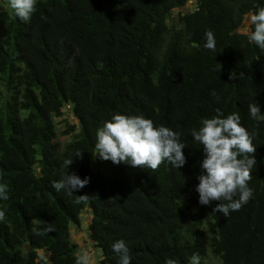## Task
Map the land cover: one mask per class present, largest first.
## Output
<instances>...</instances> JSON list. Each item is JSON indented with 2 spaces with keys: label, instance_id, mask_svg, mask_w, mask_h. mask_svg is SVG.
<instances>
[{
  "label": "trees",
  "instance_id": "obj_1",
  "mask_svg": "<svg viewBox=\"0 0 264 264\" xmlns=\"http://www.w3.org/2000/svg\"><path fill=\"white\" fill-rule=\"evenodd\" d=\"M188 1L37 0L25 23L0 0V184L9 197L0 199V264H82L68 239L82 209L99 264H118V240L131 264H189L194 253L200 264H264V121L248 111L257 103L264 115V51L248 40L254 26L238 32L264 0H193L183 11ZM208 30L215 51L203 47ZM64 108L77 124L59 144ZM216 109L239 113L256 147L253 196L228 216L195 191L203 145L191 131ZM115 114L180 132L186 164L152 171L99 158L97 131ZM73 172L89 184L71 196L53 189ZM49 225L55 231L32 230Z\"/></svg>",
  "mask_w": 264,
  "mask_h": 264
},
{
  "label": "clouds",
  "instance_id": "obj_2",
  "mask_svg": "<svg viewBox=\"0 0 264 264\" xmlns=\"http://www.w3.org/2000/svg\"><path fill=\"white\" fill-rule=\"evenodd\" d=\"M36 3L37 0H9L14 15L25 23L29 22L35 13ZM248 15L249 23L254 26L248 40L264 51V7H259L255 12L250 11ZM203 47L211 51L216 49L215 35L211 30L205 32ZM242 76L243 73L239 78ZM229 79H237L236 73L230 72ZM212 95L219 99L215 92ZM248 111L252 119L264 121V115H261L257 103L249 104ZM216 113L212 118L203 119L198 130L191 131L194 140L203 145L201 174L197 177L199 183L195 191L199 194L200 205L208 206L218 202L212 214L222 213L228 216L230 212L238 211L253 196V189L248 184L252 179V169L257 165L256 147L252 134L241 125L239 113L225 116L220 109H216ZM180 136V132L169 127L155 126L152 120L143 115L115 114L111 121H106L97 131L95 149L99 158L110 160L115 165L123 163L132 168L146 167L155 171L162 163L168 162L174 168L180 169L186 164L183 151L186 146L180 142ZM76 156L82 158V153L77 152ZM73 161L66 159L64 167H70ZM89 182V177L81 179L73 172L62 176L59 181H53L52 187L56 191L64 190L71 196L85 188ZM7 193L8 185L0 184V199L7 200ZM237 195L239 198L235 199ZM87 198V194L80 195L77 202ZM4 218L5 211L0 210V220ZM33 224L36 222L33 221ZM32 230L34 234L41 235L55 231L51 225L43 229V232L38 231L36 226ZM111 247L119 256L118 264H131L129 249L123 240L114 242ZM200 260L199 253H194L189 264H200ZM90 261L91 257L86 256L82 264H90ZM165 264H179V261L168 258Z\"/></svg>",
  "mask_w": 264,
  "mask_h": 264
},
{
  "label": "rangeland",
  "instance_id": "obj_3",
  "mask_svg": "<svg viewBox=\"0 0 264 264\" xmlns=\"http://www.w3.org/2000/svg\"><path fill=\"white\" fill-rule=\"evenodd\" d=\"M193 0H190L186 3L183 11H190L193 8ZM175 12V11H174ZM175 14H173L174 16ZM177 15V14H176ZM249 23V15H246L242 21L241 27L238 30L240 33H246L248 30ZM62 117L59 119H55L56 125V136L57 141L63 143L69 136H60L63 131H65L68 127L73 126L76 127V120L72 116L70 110L68 108H64L62 110ZM79 222L78 225L73 226L70 225L68 231V239L71 244L76 247V257L80 260H84L86 256L91 257L90 264H99L100 261V252L94 246L93 242L88 237L87 226L89 224L90 215L87 209H82L79 214ZM39 257H45V253L43 251H37Z\"/></svg>",
  "mask_w": 264,
  "mask_h": 264
}]
</instances>
